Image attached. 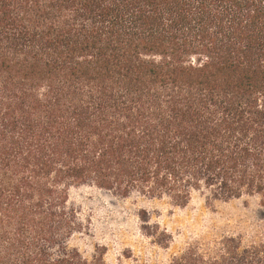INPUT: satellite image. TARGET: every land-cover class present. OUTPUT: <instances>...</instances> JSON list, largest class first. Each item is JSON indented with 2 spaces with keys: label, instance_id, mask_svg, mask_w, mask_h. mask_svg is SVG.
Segmentation results:
<instances>
[{
  "label": "trees",
  "instance_id": "trees-1",
  "mask_svg": "<svg viewBox=\"0 0 264 264\" xmlns=\"http://www.w3.org/2000/svg\"><path fill=\"white\" fill-rule=\"evenodd\" d=\"M264 197V0H0V264H107L73 187ZM166 264H264V234Z\"/></svg>",
  "mask_w": 264,
  "mask_h": 264
},
{
  "label": "rangeland",
  "instance_id": "rangeland-1",
  "mask_svg": "<svg viewBox=\"0 0 264 264\" xmlns=\"http://www.w3.org/2000/svg\"><path fill=\"white\" fill-rule=\"evenodd\" d=\"M134 194L121 198L85 185L73 187L70 203L84 228L70 240L85 257L97 248L107 264H166L188 243L225 235L247 242L264 234V197L244 195L208 201L194 193L184 207Z\"/></svg>",
  "mask_w": 264,
  "mask_h": 264
}]
</instances>
